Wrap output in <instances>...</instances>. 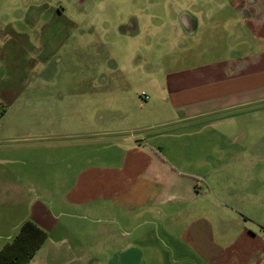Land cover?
Returning <instances> with one entry per match:
<instances>
[{
	"label": "rangeland",
	"instance_id": "rangeland-1",
	"mask_svg": "<svg viewBox=\"0 0 264 264\" xmlns=\"http://www.w3.org/2000/svg\"><path fill=\"white\" fill-rule=\"evenodd\" d=\"M231 9L226 0H0V45L5 44L9 52L0 62L4 68L0 150L4 159H10L0 163V170H4L0 181L12 183L16 177L13 172L25 169L34 170L38 177L44 174L41 161L45 162L39 151L31 154L25 150L38 146L37 138L44 134L45 130L36 128L37 122L48 121L53 115L65 120L66 109L62 108L79 107V113L73 114L75 122L98 121L99 126H89L87 131L95 128L116 140L148 137L150 145L162 150L175 166L181 184H190L191 195L197 200L205 198L212 212L225 219V227L228 216L222 208L237 210L222 201L218 189H248L251 200L259 204L246 210V227L258 233V225H264V66L257 67L253 78L248 71L227 84L214 74L216 64L221 63L219 72L222 62L238 57L233 50L241 54L247 51L244 45L233 48L238 35L232 27L236 15L222 13ZM183 13L196 16L198 30L194 35L187 34L180 19ZM135 20L139 30L131 34ZM30 41L33 52L45 56L46 61L49 58L38 64L32 79L22 73L26 64L11 50L15 44ZM180 73L185 80L187 75L201 79L195 83L201 92L181 93L180 84L179 93L172 91L173 76ZM206 76H212L211 81ZM24 80H30L32 87L23 85ZM187 86L181 89H190ZM57 97L64 101L57 110L64 111L52 114L44 108L60 104ZM205 99L207 102L201 101ZM205 106L208 114L184 119L187 111L199 112ZM28 124L32 130L26 129ZM78 127L50 135L74 139L65 135L80 133L83 129ZM59 133L63 136H57ZM221 150L224 155L219 154ZM23 155L35 157L23 166L14 160ZM56 158L59 165L61 158ZM54 167L49 174L53 180L62 172L60 166ZM21 189V196L32 192V188ZM212 194L218 199L214 201ZM2 196L0 214L11 221L0 224V234L12 235L14 217L25 201L20 203L16 188H7ZM168 213L171 236H176L180 227L173 225L172 211ZM131 224L126 232L129 241L125 246L119 241L116 244V257L101 237L86 239L84 254L106 264L109 260V264H198L178 241L163 234L159 221ZM74 242L67 241L64 246ZM122 246L133 250L119 256ZM54 252L45 244L35 259L51 261Z\"/></svg>",
	"mask_w": 264,
	"mask_h": 264
},
{
	"label": "crops",
	"instance_id": "crops-1",
	"mask_svg": "<svg viewBox=\"0 0 264 264\" xmlns=\"http://www.w3.org/2000/svg\"><path fill=\"white\" fill-rule=\"evenodd\" d=\"M226 1L232 9L223 10V15L229 11L236 15L232 27L238 35L233 48L237 49L244 45L247 51L241 54L239 50H233L238 57L233 61L222 62L219 72L218 67L221 63L215 65L217 72L214 74L216 77L220 76L224 84L229 80L241 78L248 71L249 78L251 73L253 78L257 67L264 66V0ZM180 19L187 34L194 35L197 32L195 15L183 13ZM133 22L134 29L131 34L139 30L138 22L136 20ZM33 28L31 23L29 30L32 31ZM4 45H0V62L4 61L5 54L9 55ZM11 50L25 62L26 66L22 73L31 79L32 72L37 69L38 64L42 65L49 60L48 58L46 61L45 56L42 58L32 51V41L27 44H15ZM179 75L181 73L173 76L176 82H173L175 86L172 91L179 93L180 84L181 93L201 92L202 88L195 85L197 82L200 83L201 79L187 75L185 80V75L184 78L183 75ZM208 78L211 81L212 76H206V79ZM189 81L192 83L187 86ZM1 82H4V68L0 63V84H3ZM213 82L215 83L214 79ZM23 85L32 87V82L24 80ZM183 85L190 89H181ZM57 98L56 101L60 104L55 106L48 104L44 109H48L52 114L66 109L64 112L67 117L64 120L63 117L57 118L53 115L48 121L37 122L36 128L45 130L44 134L37 138V142H40L38 146L30 145L25 149L31 154L32 150L39 151L45 162L41 161L44 164L41 170L45 173L38 177L34 170L25 169L13 172L15 174L13 176L16 177L12 183L0 181V197L3 198L2 195L7 192V188H16L20 203L25 201L24 207L17 214L18 217H14L15 232L12 235L0 234V250L15 237L23 222L30 221L46 233V239L27 264H106L84 254L83 242L86 239L103 238L105 242L107 241L106 248L115 256L118 254L117 242L124 243L125 246L129 241L126 232L131 230L133 226L131 223L151 225L154 221H159L163 225V234L168 239L178 241L182 250L186 249L189 255L198 259V264H264V225L262 227L258 225V233H253L246 227L249 223L246 210L259 204L251 200L248 189L241 188L240 191L238 188L218 189L217 193L220 194L222 201L239 212L233 209H228L227 212L222 208L224 211L222 213L228 216L229 224L225 227V219L221 220L219 213L212 212L205 204V198L197 200L198 198L191 195V185L181 184L175 166L164 157L162 150L150 145L148 137L137 136L129 140H116L109 138L112 136L109 133L95 128L87 131L89 126H99L98 121L83 120L84 124H81L77 119L75 122L73 114L79 113V107L62 108L63 97ZM201 101L207 102L206 99ZM60 107L64 110H57ZM207 108L205 106L199 112L187 111L184 119L204 116L208 114ZM90 118L94 119L93 114ZM76 127L85 130V133L83 130L80 133L70 131L71 133L65 135L67 138L73 136L74 139L60 140L59 137L50 135L63 128L74 130ZM26 129L32 130V124L26 125ZM57 136L63 135L59 133ZM96 138L101 139L95 140ZM20 150L25 152L24 149ZM0 153V163L10 162V159H4L5 153L1 150ZM219 154L225 153L221 150ZM23 156L14 159L15 162L26 166L25 161L35 157ZM56 157L61 158L59 165ZM54 166H60L62 172L60 178L53 180V176L49 174H53ZM3 173L4 170H0V175ZM54 175L58 176L56 172ZM48 182L51 184L47 185ZM3 188H6V191L5 189L3 191ZM21 188H32V192L30 191L27 197L21 196ZM206 196L207 193L204 197ZM212 198L214 201L218 199L213 194ZM167 210L172 211L173 225L177 224L180 227V232L176 236H171L173 234L170 233V223H167L169 215ZM9 220H6L3 213L0 214V224L5 222L8 224L11 221ZM117 225L121 226L123 231L118 230ZM70 240H74V244L65 247L64 243ZM45 244L55 250L51 255V261L48 262L45 259H35ZM132 250L133 247L129 249L123 247L119 256H126ZM109 263L110 260L107 264Z\"/></svg>",
	"mask_w": 264,
	"mask_h": 264
},
{
	"label": "trees",
	"instance_id": "trees-1",
	"mask_svg": "<svg viewBox=\"0 0 264 264\" xmlns=\"http://www.w3.org/2000/svg\"><path fill=\"white\" fill-rule=\"evenodd\" d=\"M46 239V233L30 221L23 222L15 237L0 250V264H27Z\"/></svg>",
	"mask_w": 264,
	"mask_h": 264
}]
</instances>
